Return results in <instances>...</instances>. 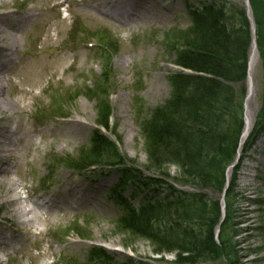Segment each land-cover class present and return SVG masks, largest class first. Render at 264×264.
Wrapping results in <instances>:
<instances>
[{
  "label": "rangeland",
  "instance_id": "rangeland-1",
  "mask_svg": "<svg viewBox=\"0 0 264 264\" xmlns=\"http://www.w3.org/2000/svg\"><path fill=\"white\" fill-rule=\"evenodd\" d=\"M224 1L246 8V0ZM67 3L83 13L87 11L86 6L96 0H68ZM196 3L197 0H162L160 11H157L159 18L137 20L126 26L96 14V20L80 27V31L93 33V38L86 42L71 38L68 44L70 48L76 47L75 50L61 49L63 52L58 55H65V60L58 74L73 58L86 61L62 77L60 82V78L55 77L52 90L41 94L35 90L37 96L23 116H13L9 124L13 129L20 122L19 135L26 134L24 140L29 142L32 139L40 146L34 151H27L23 144L17 147L19 162L11 170L10 179L15 183L20 215L17 219L11 218L6 207L0 206V222L6 231H11V237L16 238L10 242L13 251L9 252L7 246L0 248V264H97L90 260L91 255L94 256L93 249H103L110 258L117 255L119 258L114 257V264H122L124 261L120 256L123 255L144 264H175L174 253L152 255L150 243L127 236L123 229L114 225L120 217V211L109 194L118 180L115 170L102 166L106 170L103 173L96 167L87 169L85 173L90 174L84 175L67 163L79 159L80 154L92 147L97 135L105 134L114 142L125 167H134L145 173L146 158L139 129L170 94L168 77L176 67L172 62L174 56L169 37L174 34L173 30L189 24L186 6H196ZM13 5L21 9L26 0H15ZM40 9L38 6L32 13L38 19L29 29L31 40H23L17 58L35 54L45 56L47 45L44 40L55 36L51 27L58 19L50 12L41 17ZM60 12L62 18L75 14H70L66 7H61ZM161 14L164 16L160 17ZM20 17L21 13L18 20ZM69 21L67 26L71 28ZM76 30L77 25L73 23L72 32ZM67 37L65 34L63 45L67 44ZM19 67L17 63L12 71ZM47 78L41 82V88L48 82ZM252 78L254 94L249 110L254 126L264 92L259 57ZM13 81L19 87L17 81ZM106 109L109 110L108 129L100 125V115L107 112ZM75 120L81 122L77 136L63 137L66 130H74L70 127L74 124L66 121ZM164 172L158 171L159 174ZM166 172L174 177L176 168L170 167ZM151 175L159 178L155 173ZM225 182V189L232 184V223L237 232L234 239L236 255L231 264H264V131L255 141L249 138L241 142L240 138L235 162L226 171ZM69 189H75L71 192L77 195V204L67 206L65 210H37L36 213L47 215L42 224L33 214H26L35 200L41 197L57 200ZM179 189L195 191L190 187ZM129 192L126 187L124 196ZM203 192L211 201L220 198L210 190ZM84 197L88 200L85 201ZM133 203L136 204L137 200L134 199ZM207 264L229 263L219 260Z\"/></svg>",
  "mask_w": 264,
  "mask_h": 264
},
{
  "label": "trees",
  "instance_id": "trees-1",
  "mask_svg": "<svg viewBox=\"0 0 264 264\" xmlns=\"http://www.w3.org/2000/svg\"><path fill=\"white\" fill-rule=\"evenodd\" d=\"M248 3L264 86V0ZM186 13L189 24L173 30L169 37L176 67L168 77L170 94L139 129L146 174L125 167L105 134L97 135L92 147L67 165L78 172L98 167L103 173L102 166L117 172V183L109 191L120 211L114 225L127 236L150 243L153 255L174 253L175 264L219 260L231 264L237 232L232 223V184L225 189V173L235 162L243 131L252 34L240 5L197 0L196 6H186ZM108 111L100 115L104 129H108ZM263 131L264 92L250 140L255 141ZM170 167L176 168L174 177L166 172ZM159 170L165 172L159 174ZM126 187L128 196H124ZM203 190L220 198L211 201ZM93 252L90 260L97 264H114L118 257L106 256L103 249ZM120 257L122 264H144Z\"/></svg>",
  "mask_w": 264,
  "mask_h": 264
},
{
  "label": "bare ground",
  "instance_id": "bare-ground-1",
  "mask_svg": "<svg viewBox=\"0 0 264 264\" xmlns=\"http://www.w3.org/2000/svg\"><path fill=\"white\" fill-rule=\"evenodd\" d=\"M67 1L68 0H44L43 3H41L40 0H26L25 7L17 9V7L13 5L15 0H0V206L4 205L8 215L14 219L19 218L20 215L17 209L19 200L17 199L14 186L15 183L10 179V172L19 162V156L17 158L19 148L17 147L23 144L24 148H27V151H34L40 144L35 143L30 137L29 142L24 140L26 136L24 133L19 135L21 131L20 122L11 129L9 124L11 123L12 117L23 116L22 114H24L26 108L31 105V101L37 96L34 92L35 90H39V94L44 91L46 92L48 89L52 90V83L55 77H59L60 82L62 77L71 73L70 71H74L78 69V66L84 64L86 59L79 62L78 59L73 58L67 68H63L61 74H58V70L62 67L63 60H65V55H58L63 52L61 49L63 48L66 51L75 50L73 48L76 47L70 48L68 44L71 43V38L81 42L90 41L93 38V33L87 34L83 30L80 31V27L84 28L85 23L96 20V14H99L111 22L126 26L137 20L148 21L159 18V5L162 2V0H96V3H90L86 6L87 11L79 13V11H75ZM38 6L41 7L38 12L41 17H43L45 12H50L54 18L58 19L57 23L53 24L51 27L55 32V36H53V38H45L44 43L47 45L45 56L40 57V55L35 54L34 56L17 58L21 53L20 48L23 46V40L25 38L31 40L32 34L29 29L38 19V17H35L32 13ZM61 7H66L70 14L74 12L75 14L71 17L67 16L62 18L60 12ZM20 13L21 17L18 20ZM249 15L251 17L250 10ZM163 16V14L160 15V17ZM68 20H70L71 28L67 26ZM73 23L77 25V30L74 33L72 32ZM65 34L68 35L67 44L63 45L62 39ZM252 35V45L248 57L247 95L241 142L246 140L253 126V116L249 110V104L254 94L252 72L258 64L255 30L252 31ZM14 57H16V59ZM17 63L20 67L16 71H12ZM44 78H47L46 81L48 82L41 88L40 84ZM13 79L17 81L19 87H16ZM49 84L50 86L44 89ZM3 121L5 123H3ZM66 122H72L74 125L70 127L74 128V130H66L63 133V135H65L63 137L75 138L79 133L80 128L78 125H80L81 122L77 120ZM239 148H241V146ZM86 174L89 175L90 173H85L84 175ZM69 190L68 192L65 191L57 200H51L47 197H41L35 200L33 206L26 214H33L35 220L40 224L44 223L46 221L44 218L47 215L36 213L37 210H42L44 212L50 209L65 210L67 206L77 204L75 203L77 195L71 192L75 189H71L70 192ZM14 196L15 198H13ZM84 200L87 201L88 197H84ZM11 235V231H6L5 225L0 222V248L7 246L10 250L9 252L13 251L10 242L16 240V238H12ZM93 246L96 245L93 244Z\"/></svg>",
  "mask_w": 264,
  "mask_h": 264
}]
</instances>
